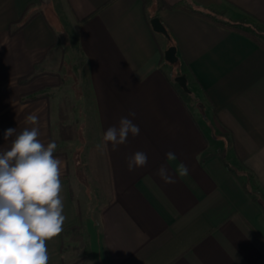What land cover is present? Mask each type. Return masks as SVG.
I'll list each match as a JSON object with an SVG mask.
<instances>
[{"label":"crops","instance_id":"0c3cea01","mask_svg":"<svg viewBox=\"0 0 264 264\" xmlns=\"http://www.w3.org/2000/svg\"><path fill=\"white\" fill-rule=\"evenodd\" d=\"M48 1L0 0V152L33 127L25 123L27 115H38L39 139L45 145L55 141L54 156L63 162V229L76 222L80 207L88 262L264 264V208L245 191L248 182L264 199V49L186 11H159L188 82L210 105L218 139H225L224 132L231 137L225 157L242 166L239 175L211 149L166 71L164 42L148 21L152 12L143 0H56L65 24L74 27L69 34L78 40L90 88L88 106L81 107L80 95H69L75 105L66 113L81 137L63 140L55 135L60 98L48 95L59 83L47 72L53 71L51 55L60 37L44 10ZM189 1L225 19L250 15L264 22V0ZM29 6L36 15L11 33ZM33 71L43 73L23 84L21 77ZM130 111L140 134L129 135L116 150L110 142L97 149L105 131ZM9 128L16 133L6 141ZM70 143H77L72 165ZM137 151L147 154V164L130 172L126 159ZM169 151L176 160H166ZM181 163L189 169L186 176L177 174ZM161 165L174 175V184L156 175ZM71 243L62 233L48 241L49 264H69Z\"/></svg>","mask_w":264,"mask_h":264},{"label":"clouds","instance_id":"9594fccd","mask_svg":"<svg viewBox=\"0 0 264 264\" xmlns=\"http://www.w3.org/2000/svg\"><path fill=\"white\" fill-rule=\"evenodd\" d=\"M135 115L130 111L120 118L118 126H110L97 149L103 150L110 142L116 150L129 135L138 136ZM25 123L33 127H25L10 147L0 152V264H49L47 242L62 233L66 219L61 196L63 162L54 156L57 144L50 141L45 145L39 139V117L35 113L27 115ZM15 133L14 128L5 130L4 139L9 140ZM165 157L168 161L177 159L171 151ZM147 159L142 151L127 157L128 171L144 167ZM188 172L183 163L178 166L179 176ZM156 175L165 184L176 182L165 165L157 169Z\"/></svg>","mask_w":264,"mask_h":264},{"label":"rangeland","instance_id":"374dc122","mask_svg":"<svg viewBox=\"0 0 264 264\" xmlns=\"http://www.w3.org/2000/svg\"><path fill=\"white\" fill-rule=\"evenodd\" d=\"M56 2H57L56 0H49L44 5V10L48 15V19L56 27V30L59 31V35H60L58 39L59 46L57 47V49H55V52L51 55L52 58L55 60V65H53V71L47 72L48 74H50L49 78L59 80V83H58V86H56L55 88H51L52 90L51 92L48 91V95L54 98H58V99L60 98L59 102L64 98V97H61L62 95H67V97H69V95H74V96L80 95L82 97V98L80 97V102H79L81 107L88 106L89 98H90L89 97L90 94L88 91L90 88L88 86L89 84L87 80L88 78L84 74V72L81 70V66H82L81 64L83 63V56L80 53L81 49L78 47L77 38L70 36L71 31L74 30V27L71 25L70 22L66 24L64 22V20H68V19L62 13V8H61L62 4H60L61 1L59 3L58 2L56 3ZM56 4H58L59 6H57ZM159 4L160 2L158 0H152V2L148 4L147 6L149 7V13L150 14L151 12L152 14L153 12L155 13L158 9ZM157 34L162 40V42H164L162 63L165 66L166 71H168L171 74V78L173 81H175L174 83L177 86L181 94V97L183 98V101L186 103L191 114L197 120L198 125L201 127V129L204 132L208 134L207 141L209 145L211 146V149L216 153H220V156L221 154L225 155L226 150L229 148L228 141L226 139L224 140L218 139L220 134L216 133L217 129L213 121V114H212L210 105L206 97L202 95L203 94L202 91H200V89H198L196 85L194 86V84H192L190 81L188 82L189 91L184 90L176 82L175 78L177 76L187 73L186 66L180 60V58H179V61L175 64H171L165 59V50H167L168 47L175 45V44H174L173 39L171 38V35L170 37L166 38V36L161 33H157ZM37 73L41 74L43 72H37ZM38 94L44 95L46 94V91H40L38 92ZM73 105H75V103H73ZM87 117H89L88 113H87ZM57 120L55 119V121ZM56 131L57 130H55V135L56 137H58ZM223 134L229 135V133L227 132H224ZM226 138L228 139V137ZM76 144L77 143H70L68 146L69 148L68 153L71 159V161L69 160L70 165H72V162L76 161L75 152H73L75 150ZM225 159L227 160L226 157ZM230 165L233 168H235L236 172H233V173L243 175L242 166L237 167L235 166L234 163H230ZM248 178L249 177H247V180ZM77 184L78 183H76L74 186L76 190H77ZM246 185H249L251 187V184L248 182ZM253 195H256L259 198V200L264 202V199L260 198L259 194L253 193ZM92 209H93V202L90 203V207H89L90 211H92ZM84 242L86 243L85 239H84ZM72 244L74 246H70V249L71 251H75V252L71 254L69 264H92L88 262L89 256H86V258L84 257L86 253V249L83 247H80L78 243H71L70 245Z\"/></svg>","mask_w":264,"mask_h":264},{"label":"trees","instance_id":"16d2710c","mask_svg":"<svg viewBox=\"0 0 264 264\" xmlns=\"http://www.w3.org/2000/svg\"><path fill=\"white\" fill-rule=\"evenodd\" d=\"M160 4L158 5V9L155 13L151 15H147L148 21L151 25V19L154 16H159V11L163 9H179L186 11L192 15H195L205 21H208L210 23H213L215 25L221 26L227 30L242 34L255 43H257L261 48L264 49V22L257 20L253 18L250 15H245L239 18H229L225 19L221 12H218L216 10H205L199 6H197L195 3L189 1V0H181L177 3L170 4L165 0H158ZM145 6H148L152 2V0H143ZM36 15V13L33 11L32 6H29L23 16L20 20L13 23L11 27V33L17 32L19 29H22L25 27ZM168 29V28H167ZM41 74L37 72H31L30 74L21 77L20 81L24 84L27 83L34 78H37ZM74 109L72 100L65 96L60 102H59V125L57 128V133L59 137L63 140H76L80 136V130L77 125V123L72 122L68 118V110L72 111ZM67 112V113H66ZM224 138L228 141V145L232 146V140L230 135H224ZM228 137V139L226 138ZM55 154V153H54ZM221 159L225 166L232 172H236L235 168H233L230 163L225 159V155L221 154ZM245 191L253 196V200L259 201L263 208H264V202L259 200V198L256 195H253V190L249 185H245ZM83 227V218L80 207L77 211V220L75 223L65 227L63 229V239L65 240L68 238L70 242L78 243L80 247H83L86 249L85 258L86 256H90V247L88 244L84 242V237L81 232ZM82 259V258H81Z\"/></svg>","mask_w":264,"mask_h":264},{"label":"water","instance_id":"95a60500","mask_svg":"<svg viewBox=\"0 0 264 264\" xmlns=\"http://www.w3.org/2000/svg\"><path fill=\"white\" fill-rule=\"evenodd\" d=\"M151 26L155 32L161 33L166 37H170L169 30L159 16H154L151 19ZM165 59L171 64H175L179 61L177 46L172 45L165 50ZM175 80L184 90L189 91L188 78L186 74L177 76Z\"/></svg>","mask_w":264,"mask_h":264}]
</instances>
